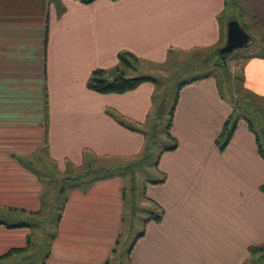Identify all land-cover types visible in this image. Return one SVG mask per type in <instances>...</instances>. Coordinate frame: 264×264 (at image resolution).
<instances>
[{"label": "crops", "instance_id": "obj_1", "mask_svg": "<svg viewBox=\"0 0 264 264\" xmlns=\"http://www.w3.org/2000/svg\"><path fill=\"white\" fill-rule=\"evenodd\" d=\"M53 3L0 0V257L13 249L22 250L11 255L22 260L28 251L35 255L38 237L48 235L45 253L29 264H110L123 232V180L98 179L56 196L27 160L43 150L61 173L67 165L84 169L86 162L142 154L143 133L153 131L154 84L98 94L86 86L90 74L113 69L121 52L160 65L169 51L220 48L227 2L59 0L60 14ZM246 6L264 33V0ZM240 85L264 101V54L243 62ZM231 113L213 77L180 89L169 132L178 147L160 155L156 170L164 181L148 183L140 200L155 202L163 218L143 219L128 264H249L257 257L249 248L264 244V160L243 118L219 152L216 141ZM57 197L63 202L51 220L47 202Z\"/></svg>", "mask_w": 264, "mask_h": 264}, {"label": "rangeland", "instance_id": "obj_2", "mask_svg": "<svg viewBox=\"0 0 264 264\" xmlns=\"http://www.w3.org/2000/svg\"><path fill=\"white\" fill-rule=\"evenodd\" d=\"M226 2L227 8L221 15V21L225 23L226 19L227 22L231 19L236 20L253 40V44L250 47L235 50L228 56L225 62L228 69V76L221 74L220 70L222 68L217 67L219 66L218 64L215 65L208 62L203 66L198 65V62L203 60L209 53L207 50L196 51L195 53L171 51L168 58L160 65L141 62L137 65V71L126 72V76L144 75L151 76L157 80L154 94V110L161 105L163 118L161 123L156 124L157 128L149 132L147 136V141L150 143L151 139L154 143L151 146L148 145L150 147L148 158L139 167H137L135 163L143 158V154L119 162L101 161L93 165L96 167H101L103 165H116L118 167L130 166L132 168V173L126 170L121 173L116 172L115 175L119 176L124 182L125 216L117 254L112 258L110 264H128L127 251L141 233L143 219L147 217L149 211L153 210L150 200H147L148 203L146 206H143L140 200L142 198L145 199L143 194L145 186L148 183L161 180L156 170V162L160 157L161 151L172 144V142L166 138L164 128L167 123L169 109L172 106L176 94L177 84L209 72L217 81L220 93L226 98L231 107L237 109L239 116H245L252 122L253 128L259 136L264 149V101L258 100L252 93L244 92L240 85L241 66L243 62L252 54H264V49L262 48L264 44L260 42L264 41V33L257 28L252 14L247 9L246 0H226ZM53 6L58 12L63 8L59 0L57 3H53ZM223 45L224 43L221 44L220 47ZM145 129L148 131V126H145ZM27 163L30 164V169H33L41 176L45 181L43 183L47 187H50V190H54L56 196H59L60 192H63L64 197L65 193L71 187L97 180V178H99L97 176L100 175L94 171L91 172V174L83 176L89 166L87 162L85 163L84 169L82 164L79 166V169L67 165L66 168H64L65 172L57 173L56 168H53L52 164L44 156L43 150L42 153H38L36 160L31 158L27 160ZM63 167L64 166H62V169ZM78 177L82 179L79 180ZM55 202L56 203L51 206L47 202L51 210L47 218L51 220H53L55 213H58L63 200L57 197ZM133 210L135 214L131 221ZM45 221L46 220H44V222ZM37 240L36 246L38 248L35 255L31 251H28L25 254L26 257L24 260H22L21 257L11 256L1 260L0 264H29L30 260L40 259L41 254H43V252L45 253L48 247L49 237L48 235H42L38 237ZM249 264H264V258L259 256L253 257L250 259Z\"/></svg>", "mask_w": 264, "mask_h": 264}, {"label": "trees", "instance_id": "obj_3", "mask_svg": "<svg viewBox=\"0 0 264 264\" xmlns=\"http://www.w3.org/2000/svg\"><path fill=\"white\" fill-rule=\"evenodd\" d=\"M57 3V0H52V2ZM79 2L83 3V4H90L92 2H94L95 0H78ZM115 1V0H112ZM61 11L58 12V14H60ZM218 49V48H217ZM216 49L209 51V53L205 56V58L201 61L198 62L199 66H203L204 64H207L208 62H210V64H213V62L211 61L212 55L214 53ZM196 51L193 52H188V53H195ZM171 53V51L168 52ZM141 63V61L135 57L133 54L128 53V52H121L117 55V65L109 70H102V69H95L94 71H92L88 81H87V88L93 92H96L98 94H123L129 91H132L134 89H136L140 84L144 83V82H149L154 84L155 88H156V84H157V80L155 78H152L151 76H126V72L128 71H137V65ZM217 67H221L222 69L220 70L221 74L228 76V69L226 67V65H219ZM212 77V75L208 72L206 74L203 75H199V76H195L187 81L184 82H180L179 84L176 85V94L172 103V106L169 109V113H168V119H167V123L165 125V135L166 138L168 140H170L172 142V144L167 147L164 148L161 151V154L164 152H168V151H174L177 149L178 147V143L177 141L171 137L170 135V128L172 126V122H173V116H174V112H175V107L178 101V97H179V91L180 89L189 84V83H193L197 80H201V79H205V78H209ZM231 89V88H229ZM155 94V92H154ZM153 102H154V98H153ZM163 110L161 109V105L159 108H156V113H155V117H154V121H153V130L157 128V123H161L162 122V118H163ZM107 114L112 117L118 124H120L121 126H123L124 128L137 132V133H143L142 130L139 128L138 125H134L131 123H128L126 120H124L123 118H121L120 116L116 115L114 112L112 111H107ZM245 119L248 122L249 128L250 130H252L254 132L253 129V124L251 123V121L249 119H247L245 116H239L237 109L236 108H232V113L230 114V116L227 118V120L224 123L222 132L220 134V136L218 137L216 144L218 147L219 152H224V150L226 149V147L228 146V144L230 143L232 136L235 132L236 129V125L238 123V121L240 119ZM144 137H146L147 140V135L146 133H143ZM255 137H256V142H257V147H258V152L259 155L261 156V158L264 160V149L263 146L261 144V141L259 139V136L256 134V132H254ZM153 141L150 139V143L147 141L146 142V146L144 147V151L142 152L143 154V158L141 160H138L137 163H135V165L137 167H139L141 164H143L149 155V151H150V147L151 145H153ZM149 145V146H148ZM160 154V155H161ZM158 160L156 162V166H157ZM134 164V163H132ZM93 165H89L87 171H85L86 173L83 174L84 175H88L91 174V172L96 171L98 174H100L98 179H104V178H109V177H113L116 175L117 173H121L123 171L128 170V172L132 173V168L130 166L127 167H121V166H116V165H103L101 167H96ZM129 168V169H128ZM97 174V175H98ZM79 178V177H78ZM164 179L157 181V183H161L163 182ZM260 191L264 192V186L260 187ZM152 206H153V210L149 211L147 213V217L144 219V224L153 221L156 223H160L162 221L163 218V209L158 206L155 202L150 201ZM135 214V211L133 210V214ZM143 230L141 231V233L137 236V238L134 240V242L131 244L130 248L127 251V258H129L130 256V252L132 247L135 244V241L143 236ZM18 251H22L19 249H13L11 250L8 254L0 257V258H5V257H9L13 254V252H18ZM249 253L252 256H259L264 258V244L258 247H250L249 248ZM108 264V262L106 263Z\"/></svg>", "mask_w": 264, "mask_h": 264}, {"label": "water", "instance_id": "obj_4", "mask_svg": "<svg viewBox=\"0 0 264 264\" xmlns=\"http://www.w3.org/2000/svg\"><path fill=\"white\" fill-rule=\"evenodd\" d=\"M252 44V37L244 31L236 20L231 19L226 24L225 43L214 51L211 61L215 65H225L226 59L233 51L248 48Z\"/></svg>", "mask_w": 264, "mask_h": 264}]
</instances>
